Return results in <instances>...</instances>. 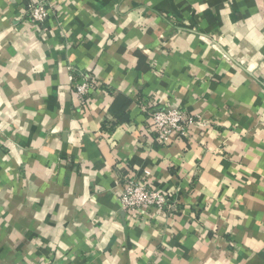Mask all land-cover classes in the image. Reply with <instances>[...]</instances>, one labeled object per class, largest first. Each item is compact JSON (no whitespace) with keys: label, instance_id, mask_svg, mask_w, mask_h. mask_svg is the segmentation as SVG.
<instances>
[{"label":"crops","instance_id":"crops-1","mask_svg":"<svg viewBox=\"0 0 264 264\" xmlns=\"http://www.w3.org/2000/svg\"><path fill=\"white\" fill-rule=\"evenodd\" d=\"M35 1L0 0V264H264V0ZM150 98L206 124L161 145Z\"/></svg>","mask_w":264,"mask_h":264},{"label":"built area","instance_id":"built-area-1","mask_svg":"<svg viewBox=\"0 0 264 264\" xmlns=\"http://www.w3.org/2000/svg\"><path fill=\"white\" fill-rule=\"evenodd\" d=\"M52 12L54 6L51 0H36L30 4L26 15L32 23L40 24L47 21ZM93 78L90 72H80L76 78H73L75 92L82 99L92 94ZM156 100V98L145 99L142 109L149 119L150 129L156 133V140L161 145L168 146L173 136L187 138L191 128L206 124L194 113L174 106H160ZM121 177V207L130 217H137L150 208L170 215L181 211L178 201L172 195L154 189L137 174L126 173Z\"/></svg>","mask_w":264,"mask_h":264}]
</instances>
